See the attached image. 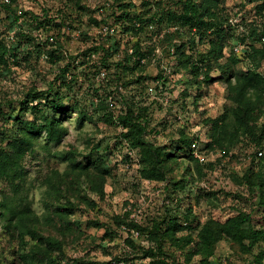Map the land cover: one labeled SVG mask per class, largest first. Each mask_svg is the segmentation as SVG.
<instances>
[{"label": "rangeland", "instance_id": "obj_1", "mask_svg": "<svg viewBox=\"0 0 264 264\" xmlns=\"http://www.w3.org/2000/svg\"><path fill=\"white\" fill-rule=\"evenodd\" d=\"M147 1L0 3V152L23 134L21 121L43 113L61 125L57 140L30 134L21 173L0 175V264H264V89L245 93L246 108L230 87L246 69L264 75L252 54L264 44L261 0H217L202 16L209 27L196 30L168 17L174 4ZM45 17L52 35L36 28ZM25 101L40 112L23 111ZM129 109L145 118L144 145L120 136ZM154 151L169 153L156 164L162 178L146 176ZM238 212L259 237L223 234L207 255L203 225Z\"/></svg>", "mask_w": 264, "mask_h": 264}, {"label": "trees", "instance_id": "obj_2", "mask_svg": "<svg viewBox=\"0 0 264 264\" xmlns=\"http://www.w3.org/2000/svg\"><path fill=\"white\" fill-rule=\"evenodd\" d=\"M149 4H159L162 6H166L167 4H174L176 6L174 9H170L166 12L168 17L172 19L179 16L181 23L187 24L190 29L196 30V28H207L209 27V23L203 19V15L209 10L211 7L217 6V0H201V2H197L195 0H148ZM145 2V3H148ZM255 0H250L253 2ZM257 1V0H256ZM9 2V1H8ZM8 2H3L0 0V3L8 4ZM259 6L264 8V0L259 1ZM17 16V15H16ZM37 18V17H36ZM132 18L138 20L140 23H143L145 20L140 16V14L133 13ZM131 18V19H132ZM17 17L15 18V20ZM142 25V24H141ZM57 24L52 21L51 18H44L39 20L36 28H41V30H45L46 32H50L49 34H53L55 31V27ZM142 27H139L138 30H141ZM48 38V35H46ZM25 40L27 42H33V37H28L26 35ZM38 44V43H37ZM116 42L111 43L105 48L106 54H112L117 48L114 46ZM114 47V48H113ZM8 47L5 44L0 42V62L6 63L7 57L5 53L7 52ZM134 53L142 55L143 53H139L138 44L133 45ZM48 53L49 59L53 61V59L58 57L54 53V51H46ZM252 54L256 56V58H264V44L254 46L252 50ZM67 68L59 69V78L63 77L66 73ZM224 72V70H223ZM235 77V82L230 85L231 90L235 92L233 99L235 100L237 105H246V97L245 93L251 89H264V75L256 71L255 69H246V71H242L240 73H236L233 75ZM205 80H208L210 77L208 73H204ZM63 79V78H62ZM64 80V79H63ZM61 80V81H63ZM32 99H39L38 96L33 95ZM26 104L22 107L23 111L30 112H40L37 110V106L35 104L28 105ZM23 103V101L21 102ZM58 109H61V105L56 106ZM249 108V106H245ZM14 119L18 120L17 116H14ZM110 118H105L108 121ZM122 122L125 124L127 129L120 133V136L126 139V141L131 142L135 145H144L145 141V132H146V121L145 118L139 114L134 113L131 109L127 111L124 115L120 116ZM22 123V133L18 138L11 139L8 141L7 145H9L8 150L4 152H0V175L8 177L9 179H13L14 175H19L21 171L19 170L18 160L21 155L25 152L26 147L31 142L30 134H40L42 131L45 133V136L49 140H57L61 134V125H57L55 119L52 116H48L46 114L41 113L36 121H21ZM260 139H257L259 141ZM187 143V142H185ZM190 147V143H189ZM260 151V149H258ZM257 150V151H258ZM150 157L152 152H148ZM154 157L149 158V163L153 166L147 169V177L153 178H162L163 174L161 171L156 168V164L159 163V156L164 155L168 156L169 153H162V151L153 152ZM256 155V153H255ZM262 155V152H261ZM192 157V156H191ZM18 166V169H17ZM17 186V185H16ZM15 186V187H16ZM6 202H0V205H5ZM253 219L250 215L245 212H238L237 215L233 217H229L225 222L220 223L217 227H213L211 225H203L202 231L200 232V245L203 248L202 250L206 251V254H211L213 245L216 241L222 237V235L230 236L234 239H237L239 242L244 236H248L249 239L255 240L259 237V233L261 231L256 229H251L248 225L244 223L251 224ZM125 225H135L133 222H125ZM170 228V225L164 229V233L166 234V230ZM246 232V233H245ZM241 233L243 236H241ZM22 234L34 236L31 229H23ZM162 237L163 234L158 228L155 230V237ZM46 246L51 249H59L61 247L59 241L49 236H45L43 238ZM262 259V255H260L255 262H259ZM117 260V259H116ZM45 264H78L77 261L75 263L72 262H61L59 259L46 258ZM112 264V262H111ZM174 264H176L174 262Z\"/></svg>", "mask_w": 264, "mask_h": 264}, {"label": "built area", "instance_id": "obj_3", "mask_svg": "<svg viewBox=\"0 0 264 264\" xmlns=\"http://www.w3.org/2000/svg\"><path fill=\"white\" fill-rule=\"evenodd\" d=\"M1 1H3V2H8L9 0H1ZM258 154L260 155L261 152L259 151ZM112 264H124V263H123L122 260L117 259V260H113V261H112Z\"/></svg>", "mask_w": 264, "mask_h": 264}]
</instances>
